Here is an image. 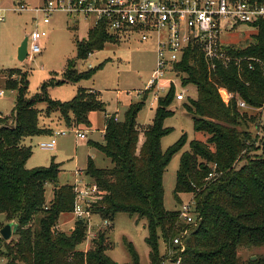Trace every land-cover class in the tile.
Returning a JSON list of instances; mask_svg holds the SVG:
<instances>
[{
  "label": "trees",
  "instance_id": "1",
  "mask_svg": "<svg viewBox=\"0 0 264 264\" xmlns=\"http://www.w3.org/2000/svg\"><path fill=\"white\" fill-rule=\"evenodd\" d=\"M256 24L254 42L228 48L232 56L242 58L239 64L219 63L211 69L202 47L195 42L176 63L183 85L197 88V99L186 108L199 136L181 157L173 196L182 202L181 194L193 195L196 226L184 224L178 210L165 206L164 174L185 141L168 152L162 150V137L169 132L163 124L173 113L169 105L176 97L175 88L159 98L149 125L141 126L137 121L143 102L131 104L122 120L106 117L104 142L95 146L111 159L112 166L100 168L90 160L86 167L102 196L93 205V212L110 219L119 212L145 218L152 264L161 259L158 230L168 243L185 229L189 235L182 264H264V138L259 139L248 128L252 123L257 128L256 116L237 104L243 99L253 108L264 106V69L257 62L251 68L244 59L264 61V21ZM110 38L103 27L91 29L88 38L79 43L78 56L85 58L104 48ZM72 65L67 80L92 77L101 68L77 72L71 70ZM8 76L6 87L17 94L13 124L6 123L9 118L0 114V216H5L0 230L9 222H16L17 229L9 240L0 236V254L7 259L6 264H117L107 254L110 244H106L105 233L88 250L79 248L86 235L83 220L76 219L70 232L57 229L61 214L73 212L72 185L55 186L47 201V184L57 182L60 164L53 160L49 166L28 168L32 150L23 143L26 137L51 132L39 122L40 101L47 102V116L56 112L68 125L87 127L91 126L89 113L105 110L106 104L98 93L81 90L64 103L40 93L29 97L27 75L10 69ZM221 86L234 93L228 105L220 97ZM129 247L132 261L128 264H140L137 253ZM242 252L248 258H243Z\"/></svg>",
  "mask_w": 264,
  "mask_h": 264
},
{
  "label": "rangeland",
  "instance_id": "2",
  "mask_svg": "<svg viewBox=\"0 0 264 264\" xmlns=\"http://www.w3.org/2000/svg\"><path fill=\"white\" fill-rule=\"evenodd\" d=\"M22 2L28 7H34L37 3L36 0H0V16L4 17L0 19V114L9 118L6 123L13 124L17 94L16 90L6 87L10 69H16L21 74L27 75L29 97L40 93L44 94V97L64 103L73 100L81 90L88 94L98 93L100 100L106 104L105 110L89 113L88 118L92 126L87 127L68 125L58 117L56 112L47 116L45 113L47 102L37 103L40 109L39 122L51 132L26 137L23 143L32 150V155L27 161L28 168L49 166L53 160L60 164L61 171L57 182L49 183L46 187V197L50 200L55 186L74 182L75 170L81 169L87 173L86 167L90 160L100 168L112 166L111 159L95 146L97 143H103L107 113L109 116L122 120L131 104L143 102L137 121L141 126L152 122L159 100L154 99L152 92L144 90L157 67V46L154 40L142 42L135 35L119 40L110 38L104 48L94 50L90 56L80 58L78 46L83 39L88 38L91 24L80 19L77 27L72 18L64 13H55L47 26L50 30L43 40L42 51L28 54L24 60H20L18 48L25 36L43 27V24L38 21L40 16L34 11L16 10ZM256 32L257 29L252 25L240 23L229 32H222L220 42L223 45L246 47L254 42L253 37ZM70 62L73 64L71 70L75 69L77 72L88 71L100 65L101 68H97L92 77L67 80L66 73L69 71ZM176 74H168L169 77H174V84L161 95V97L166 96L172 87L175 88L176 93L183 91L186 94V99L183 101L174 97L169 105L173 113L165 118L163 124L169 130L161 140L164 152H168L171 147L185 140L182 147L172 156L164 174L165 206L169 210L181 208L182 202H178L173 196L176 175L181 157L190 151L192 140L199 136L194 128L193 115L186 108V104L197 99V88L193 84L184 86L182 76H176ZM18 77V75L12 76L13 79ZM245 110L256 116L258 122L257 128H255L256 123H252L248 128L259 139L264 138V106L257 109L249 105ZM58 130H66L67 134L57 136L56 148L42 149L40 143L49 141ZM77 130L86 131L88 137L79 139ZM91 130H94L93 134ZM87 175V179L95 181L94 177L88 173ZM192 196L191 193L181 194V201L188 202ZM76 219L74 212L62 213L57 229L70 232ZM103 219L99 213H93L90 229L94 235L91 239L87 238V234L85 235L84 241L79 246L81 250H88L95 239L101 233H105L106 244H110L107 254L117 264H128L132 261L129 246L137 253L140 264H152L150 247L147 244L149 231L145 218L119 212L111 219V225L107 227L104 226ZM0 221L4 223V215L0 216ZM157 235L158 251L161 257L166 253L167 244L170 242H165L160 230ZM241 255L243 258L249 256L246 252H242ZM6 262L7 259L0 254V264H6Z\"/></svg>",
  "mask_w": 264,
  "mask_h": 264
},
{
  "label": "built area",
  "instance_id": "3",
  "mask_svg": "<svg viewBox=\"0 0 264 264\" xmlns=\"http://www.w3.org/2000/svg\"><path fill=\"white\" fill-rule=\"evenodd\" d=\"M16 10L34 11L40 16L38 21L43 24L42 28L29 34L28 54L42 51L43 40L50 30L47 26L55 13H64L72 18L77 27L80 19L89 22V31L103 27L114 40L134 35L142 42L154 40L157 46V67L144 91L152 92L155 100H159L167 88L174 84V77L168 74L177 73L176 63L181 61L190 44H200L211 69H215L219 63L225 66L232 62L239 64L242 58L228 52L231 45L220 42L221 33L229 32L240 23L258 29L256 23L264 21V0H41L34 7H28L22 2ZM3 18L0 16V19ZM244 59L248 60L251 68L257 62L264 69V61L260 58ZM218 91L227 105L234 98V93L225 87H219ZM176 99L185 100V92H177ZM237 104L241 109L249 107L243 99H238ZM76 133L79 139L88 137L86 131L77 130ZM66 134V130H58L49 141L41 142L40 147L54 150L57 136ZM74 175L75 180L71 184L74 192L73 212L78 220L86 222L87 238L91 239L94 235L90 229L91 216L94 213L93 205L102 198L100 188L94 180L87 179L84 170L77 169ZM178 211L184 224H198L193 196L188 202L182 201ZM103 224L106 227L111 225V219L104 218ZM188 235L189 229H185L175 236L167 244L166 253L161 256L159 264H182Z\"/></svg>",
  "mask_w": 264,
  "mask_h": 264
},
{
  "label": "water",
  "instance_id": "4",
  "mask_svg": "<svg viewBox=\"0 0 264 264\" xmlns=\"http://www.w3.org/2000/svg\"><path fill=\"white\" fill-rule=\"evenodd\" d=\"M28 37L29 34L25 36L18 48V57L20 60H24L28 56ZM16 229V222H9L3 228H1L0 234L3 239L9 240L13 236V233L16 231Z\"/></svg>",
  "mask_w": 264,
  "mask_h": 264
},
{
  "label": "crops",
  "instance_id": "5",
  "mask_svg": "<svg viewBox=\"0 0 264 264\" xmlns=\"http://www.w3.org/2000/svg\"><path fill=\"white\" fill-rule=\"evenodd\" d=\"M37 1V3L35 4V6H37V5H39L40 3H41V0H36ZM106 116H109V114L107 113L106 114ZM105 122H106V120H105ZM106 125V124H105ZM92 126V125H91ZM90 126V127H91ZM93 132H94V130H91V134H93ZM104 133H105V128H104V130H103V135H104ZM103 142H104V140H103ZM93 145V144H92ZM47 201H49V200H47Z\"/></svg>",
  "mask_w": 264,
  "mask_h": 264
}]
</instances>
